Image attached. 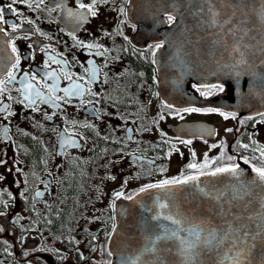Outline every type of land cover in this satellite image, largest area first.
Wrapping results in <instances>:
<instances>
[{
    "label": "flooded vegetation",
    "instance_id": "obj_1",
    "mask_svg": "<svg viewBox=\"0 0 264 264\" xmlns=\"http://www.w3.org/2000/svg\"><path fill=\"white\" fill-rule=\"evenodd\" d=\"M131 1L0 0V80L19 57L16 79L0 85V264H110L118 201L206 161L204 172L241 160L264 168V116L193 105V94L209 102L230 90L192 81L177 2L140 0L134 11ZM192 123L203 130H179Z\"/></svg>",
    "mask_w": 264,
    "mask_h": 264
},
{
    "label": "water",
    "instance_id": "obj_2",
    "mask_svg": "<svg viewBox=\"0 0 264 264\" xmlns=\"http://www.w3.org/2000/svg\"><path fill=\"white\" fill-rule=\"evenodd\" d=\"M167 1L177 2L174 10L182 34L185 27H190L191 37L182 36L179 42L182 57L186 51L190 54L192 81L229 86L230 91L222 100L201 102L193 94V105L220 106L244 118L264 113V0ZM138 4L140 0L131 1L134 11ZM210 8L219 13L216 17L219 23L214 27L210 23ZM236 44L247 63L237 64L241 57L233 50ZM203 125L192 123L178 128L199 134ZM239 168V179L226 174H197L198 186L151 188L138 192L132 199L118 201L108 243L110 264H127L129 258L141 254L140 264H186L175 239L161 240L155 253L144 251L146 245L150 246L147 237L163 234L161 225L168 229L177 227L163 218L154 219L158 214L173 215L182 220L184 229L200 232L201 242L190 264H233L239 252L244 253L239 257L242 264H264V186L253 183L252 165L241 160ZM200 189L226 195L217 201ZM244 191L248 194L243 199L232 198L234 193ZM162 203L168 204V208L161 209ZM180 236L189 241L194 239L188 231L180 232ZM207 239L212 243L206 245Z\"/></svg>",
    "mask_w": 264,
    "mask_h": 264
},
{
    "label": "snow or ice",
    "instance_id": "obj_3",
    "mask_svg": "<svg viewBox=\"0 0 264 264\" xmlns=\"http://www.w3.org/2000/svg\"><path fill=\"white\" fill-rule=\"evenodd\" d=\"M16 0H12V3H15ZM210 2V0H209ZM9 7L11 8V5H9ZM81 8H85L86 6L81 4L80 5ZM93 6H88V11L92 12V8ZM3 8H0V20H2L3 17ZM14 11V9H13ZM210 12H212V19H211V26H216L219 22L217 21L216 17L219 15V13L214 12L211 8L209 9ZM93 15H95L94 12H92ZM126 14V13H125ZM71 15V13H70ZM176 17L173 14H167V23L169 24H173L175 23ZM16 25L13 24L12 25V29L13 31L16 30ZM127 39V38H126ZM89 47H91L89 45ZM163 47V43H157L153 46V54L155 53L156 50L160 49ZM235 52L239 53L241 59L239 61H237V64H245L247 63V61L244 59V52L240 51V45L236 44L234 45V49ZM12 51L15 52L16 48L13 45L12 47ZM179 54V53H178ZM19 64V57L17 56L15 58V60L12 61V63L9 66V70L6 72V76L4 80H0V85L5 84L6 82H10V81H14L16 79L15 76V70L17 69V66ZM45 67H47V65H45ZM46 76H48L49 78H52V74H45ZM237 76H239V73L236 74ZM35 75L32 76V79H35ZM23 80L26 82L28 80V76L26 75ZM204 87H208V86H204ZM217 87L220 91H223L222 86H215ZM34 89V85L30 84V83H25V91L28 93V95H25V99H29V96L32 92V90ZM4 88L2 86H0V92H3ZM50 93L55 91V88H50L49 89ZM63 91L65 92L66 95H68V89H63ZM197 91H200V89L198 88ZM209 93L207 92H201V95H205L207 96ZM40 93L37 90L36 91V96H39ZM53 99H56L55 97H53ZM34 102V101H33ZM165 107L167 108H171V105H165ZM184 112H200L201 109H197V108H185L183 109ZM205 111L207 112H214L216 111V109H206ZM177 114L179 115V110H177ZM220 115L224 116L225 119L228 118V115H226L224 112H221ZM262 116H264V113H261ZM233 118H235V114H232ZM181 118H183L181 116ZM226 131H232L231 129H227ZM180 143H184V144H190L191 140H180ZM215 147V146H213ZM243 147L247 148V145H244ZM261 157H264V150L261 151ZM220 159H223V157H220ZM228 160H232L233 157L232 156H228L227 157ZM212 163H215V161H212ZM245 163L247 164L248 161H245ZM189 168L191 169H198V166L196 164H190L188 165ZM203 168H210V164L206 161V163L202 166H200V168L198 169L200 172V175H211V176H217L219 174H226L230 177H234L239 179L240 175H241V170L239 168V165H229V166H217L215 169L210 170L208 172H204L202 171ZM252 171L255 174V180L253 181V183H259L261 186H264V168H256L254 167L252 169ZM4 179L3 176H0V180ZM198 181H199V175H188V176H181L179 178H175L172 180H165L160 184H156V185H148L146 186V188H142L140 191L144 192L147 191L148 189L151 188H160L162 190H170V186L173 185H188V184H192L194 186H198ZM243 187V186H242ZM201 192H203L205 195H209L212 196L213 199H216L217 201H219L220 199H222L226 193L224 192H218L217 194L213 195V193L211 191L208 192H204V189H200ZM247 191H244L241 194H235L233 195V199H243L244 195H247ZM123 193L122 192H117L116 193V197L119 198L120 196H122ZM128 199H132L131 196L127 197ZM6 202H5V207H6ZM264 206V205H262ZM159 207L161 209H165L168 208V204L166 203H162L159 205ZM3 212H0V215H3ZM161 218H163L164 220L169 221L171 224L176 225L177 227L175 229H168L166 226L161 225L160 228L162 229L163 234H157L154 237H147L146 239L148 240V244L150 246L145 247L144 251L145 252H153L155 253L157 251V244L161 241V240H167V239H175L178 241L179 243V254L182 256V258L184 259V261L186 262V264H190V262L195 260V249L197 248V246L200 244L201 242V235L200 232L195 230V229H184L183 228V223L182 220L173 216V215H163L161 216L160 214L156 215L154 217V219L156 220H160ZM0 231H3V229H0ZM182 231H188L189 234L191 236H194V239L189 241L184 239L183 237L180 236V232ZM170 233V234H169ZM212 239H215V233L212 234ZM224 238H222L221 242L223 241ZM204 243L206 245L211 244L212 240L211 239H207L204 241ZM111 255V253H109ZM142 255V254H141ZM141 255L136 256L135 258H129V260L127 261V264H140L141 261ZM244 253L243 252H239L237 253L236 259L234 260L233 264H242V261L239 259V257L243 256Z\"/></svg>",
    "mask_w": 264,
    "mask_h": 264
},
{
    "label": "trees",
    "instance_id": "obj_4",
    "mask_svg": "<svg viewBox=\"0 0 264 264\" xmlns=\"http://www.w3.org/2000/svg\"><path fill=\"white\" fill-rule=\"evenodd\" d=\"M260 168V167H259Z\"/></svg>",
    "mask_w": 264,
    "mask_h": 264
}]
</instances>
